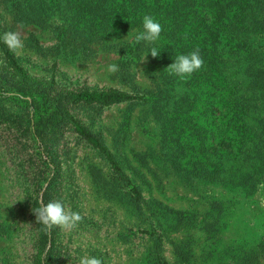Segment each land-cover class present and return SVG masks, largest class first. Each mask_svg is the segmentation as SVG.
<instances>
[{
	"label": "rangeland",
	"instance_id": "1",
	"mask_svg": "<svg viewBox=\"0 0 264 264\" xmlns=\"http://www.w3.org/2000/svg\"><path fill=\"white\" fill-rule=\"evenodd\" d=\"M32 2L0 0V35L21 34L23 47L11 52L36 82L26 88L12 76L0 50V264H36L44 255L31 204L36 182L43 189L56 165V200L83 219L72 230L58 227L54 264L86 256L103 264H264V0H234L223 14L237 53L226 64L231 84L222 85L238 96L229 100L242 108L247 136L225 141L232 152L223 149V157L215 155L210 110L226 107L211 96L208 56L200 53L202 75L181 80L166 67L193 49L165 47L161 35L136 43L143 25L135 22L80 32L64 21L69 6ZM110 63L119 70L109 72ZM76 90L140 96L68 107L119 171L68 125L54 131L56 102ZM252 128L259 136L248 135Z\"/></svg>",
	"mask_w": 264,
	"mask_h": 264
},
{
	"label": "trees",
	"instance_id": "2",
	"mask_svg": "<svg viewBox=\"0 0 264 264\" xmlns=\"http://www.w3.org/2000/svg\"><path fill=\"white\" fill-rule=\"evenodd\" d=\"M234 0H67L63 3L62 0H35L32 4L38 2L42 8L53 3L54 5L65 7L69 6L71 15L69 20H64L66 24L71 26V19L73 20V28L81 25V31H85L84 26L91 25L93 29L97 30L113 29L115 25L136 23L143 25V17L150 15L161 25L162 31L160 35L167 40L164 44L165 47L173 48L176 46L179 50L184 49L187 53L188 50H199L205 57H209V69L213 73L212 80L214 81V91L211 96L220 97V102L225 103V109L221 110L217 105L214 106L210 113H215V138H219L215 144V155L218 157L225 156L222 151L226 149L227 152H232L228 145H225L227 140H231L236 135L241 134L242 137H247L243 120L245 116L240 115L243 111L241 107L237 106L238 103L236 95L232 93H225L224 86H229L231 83L227 81L228 70L226 68L227 61L234 62L232 57L237 50H234V41L231 39L229 29L232 27L229 17L223 16L227 12L225 9ZM30 3V0H28ZM43 18L40 20L42 21ZM224 25L221 26V24ZM79 29L77 28V31ZM0 37H2L0 35ZM181 40H187L184 43ZM226 40V41H225ZM162 46H160L161 48ZM0 50L3 54V61L12 76L29 88L30 82L33 78L29 75L28 71L17 61L9 47L0 39ZM173 52V51H171ZM227 53L225 57L223 53ZM208 64V63H207ZM201 67L199 70L200 75L204 73ZM218 75V77H217ZM226 80V81H225ZM225 81V82H224ZM34 82V81H33ZM202 82L207 86L208 80L204 79ZM224 82V83H223ZM36 83V82H34ZM223 84V85H222ZM224 90V92H223ZM195 93L201 94L202 91ZM233 95V100L230 97ZM140 99V96L119 92L116 90H76L74 92H65L61 94L55 105V111L51 113V120L54 126V131L61 132L65 125H68L76 134L82 139L86 140L92 147H94L104 158L108 161L110 166L119 171V165L113 158L109 149L96 137L85 125L68 111V107L79 103L85 104H110L122 101ZM179 110V109H178ZM236 116L233 119L231 116ZM243 113V112H242ZM220 115H222L221 118ZM5 121H11L16 124L17 120L10 118L6 115H1ZM226 117V118H225ZM247 125V124H246ZM47 126V125H46ZM250 128V127H249ZM248 135L255 134V128L247 129ZM252 138L250 137L249 140ZM221 143L223 146H218ZM50 149V148H49ZM50 152L52 153L51 149ZM257 161H261V156H255ZM60 169L56 165L55 169L46 178L47 184L43 189L42 185L37 183V188L40 195H36L31 208L35 209L41 204H46L50 201L56 200L58 195ZM40 185V186H39ZM41 187V188H40ZM131 190L137 196L139 193L134 186ZM35 218V214H34ZM38 232L39 247L44 251V255L40 257L36 264H54L55 260V236L58 232V227H53L50 231H45L43 226L36 223ZM48 246V247H47ZM47 248V249H46Z\"/></svg>",
	"mask_w": 264,
	"mask_h": 264
},
{
	"label": "clouds",
	"instance_id": "3",
	"mask_svg": "<svg viewBox=\"0 0 264 264\" xmlns=\"http://www.w3.org/2000/svg\"><path fill=\"white\" fill-rule=\"evenodd\" d=\"M162 31L161 25L150 15L143 17V31L135 34L134 40L136 43L141 41L153 44L159 39ZM0 39L15 52L17 49L23 47L21 34L15 31H7L3 33ZM155 47L150 50L153 57L159 54ZM146 57V56H145ZM204 64L199 50H194L188 54H179L175 57L174 62L166 68L170 74H174L181 80H185L191 76L192 73L199 70ZM109 72L118 71L116 64H108ZM35 214L36 223L43 226L45 231H50L54 226L63 230L75 229L82 221L83 217L79 212L67 210L64 204L59 200L50 201L46 204H41L39 207L32 209ZM79 264H103L100 258L94 256H86L80 259Z\"/></svg>",
	"mask_w": 264,
	"mask_h": 264
}]
</instances>
